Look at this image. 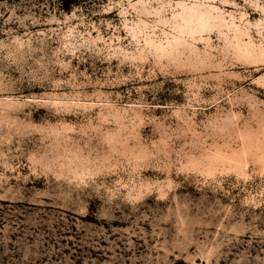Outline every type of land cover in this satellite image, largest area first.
<instances>
[{
  "label": "rangeland",
  "instance_id": "obj_1",
  "mask_svg": "<svg viewBox=\"0 0 264 264\" xmlns=\"http://www.w3.org/2000/svg\"><path fill=\"white\" fill-rule=\"evenodd\" d=\"M68 1L0 0V264H264V0Z\"/></svg>",
  "mask_w": 264,
  "mask_h": 264
},
{
  "label": "trees",
  "instance_id": "obj_2",
  "mask_svg": "<svg viewBox=\"0 0 264 264\" xmlns=\"http://www.w3.org/2000/svg\"><path fill=\"white\" fill-rule=\"evenodd\" d=\"M64 2H65L66 4H67V3H69V1H68V0H66V1L64 0Z\"/></svg>",
  "mask_w": 264,
  "mask_h": 264
}]
</instances>
